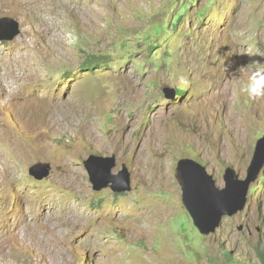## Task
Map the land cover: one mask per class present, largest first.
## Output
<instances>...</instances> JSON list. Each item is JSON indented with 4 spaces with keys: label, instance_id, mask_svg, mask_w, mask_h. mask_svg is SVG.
<instances>
[{
    "label": "rangeland",
    "instance_id": "rangeland-1",
    "mask_svg": "<svg viewBox=\"0 0 264 264\" xmlns=\"http://www.w3.org/2000/svg\"><path fill=\"white\" fill-rule=\"evenodd\" d=\"M4 17L21 33L0 41V264H264V168L209 235L177 171L248 176L264 98L241 89L264 64V0H0ZM112 156L130 192L94 190L85 161Z\"/></svg>",
    "mask_w": 264,
    "mask_h": 264
},
{
    "label": "water",
    "instance_id": "water-1",
    "mask_svg": "<svg viewBox=\"0 0 264 264\" xmlns=\"http://www.w3.org/2000/svg\"><path fill=\"white\" fill-rule=\"evenodd\" d=\"M21 33L18 21L4 17L0 19V41L11 42ZM165 98L175 100L177 90L163 88ZM116 156L91 157L85 161L94 190L100 192L110 188L115 193L132 190L131 173L127 165L114 174ZM264 168V136L258 140L248 176L242 179L235 168L228 166L224 174L226 187L219 188L211 176L191 159H181L178 163V178L182 187V202L190 214L194 225L203 235L215 233L224 216H233L245 209L248 193L253 182L257 181ZM50 164L39 162L29 173L37 180H44L51 174Z\"/></svg>",
    "mask_w": 264,
    "mask_h": 264
},
{
    "label": "clouds",
    "instance_id": "clouds-1",
    "mask_svg": "<svg viewBox=\"0 0 264 264\" xmlns=\"http://www.w3.org/2000/svg\"><path fill=\"white\" fill-rule=\"evenodd\" d=\"M257 63H260V62L254 61L252 64H250L248 66H251V65H254ZM248 66H246V67H248ZM244 69H245V67H241L238 69V72H243ZM241 91L251 100H257V99L264 98V64H261V67L259 69L253 70V72L251 73V76L249 77L248 83L241 89ZM178 95H179V93L177 91V96ZM170 101H172V100H170Z\"/></svg>",
    "mask_w": 264,
    "mask_h": 264
},
{
    "label": "trees",
    "instance_id": "trees-1",
    "mask_svg": "<svg viewBox=\"0 0 264 264\" xmlns=\"http://www.w3.org/2000/svg\"><path fill=\"white\" fill-rule=\"evenodd\" d=\"M99 59H100V57H97L94 55L90 56V58L86 61L85 65H84L85 70L90 71V70L95 69L99 64V61H98ZM178 93L181 96L182 91L178 90ZM263 259H264V256H263Z\"/></svg>",
    "mask_w": 264,
    "mask_h": 264
},
{
    "label": "bare ground",
    "instance_id": "bare-ground-1",
    "mask_svg": "<svg viewBox=\"0 0 264 264\" xmlns=\"http://www.w3.org/2000/svg\"><path fill=\"white\" fill-rule=\"evenodd\" d=\"M61 1V0H60ZM69 5V4H68ZM67 7V6H66ZM45 9V8H44ZM42 10V9H41ZM49 10V9H48ZM43 12H45V11H43ZM47 12H49V11H47ZM45 15V14H44ZM46 16V15H45ZM49 19V18H48ZM50 20V19H49ZM47 22H49V21H47ZM53 22V21H52ZM51 22V23H52ZM56 22V21H55ZM47 24H49V23H47ZM57 24V23H56ZM50 25H52V24H49L48 26H50ZM58 25V24H57Z\"/></svg>",
    "mask_w": 264,
    "mask_h": 264
}]
</instances>
